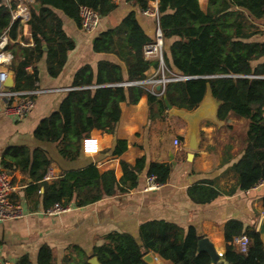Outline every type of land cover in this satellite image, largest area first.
Masks as SVG:
<instances>
[{
	"label": "trees",
	"instance_id": "obj_1",
	"mask_svg": "<svg viewBox=\"0 0 264 264\" xmlns=\"http://www.w3.org/2000/svg\"><path fill=\"white\" fill-rule=\"evenodd\" d=\"M142 11L149 9L151 0H127ZM40 6L31 12L28 32L31 44L22 49L27 38L19 36L17 22H10V12L0 5V34L7 28L15 40L8 45L13 54L10 70L13 90L36 87V64L45 54L48 75L56 77L63 68L67 52L74 41L62 28V21L53 9L61 10L79 24V6L87 5L99 16L111 12L113 0H35ZM157 23L163 37V61L175 74L186 78L166 82L160 95L146 92L148 116L162 117L166 111L164 99L173 107L192 110L202 99L207 84L219 101L217 116L229 115L246 121L242 138V153L228 171L240 190H248L264 181V41L251 40L262 34L257 21L264 18V0H207L204 10L198 0H157ZM150 38L129 11L119 23L96 34L92 41L94 52L114 54L123 64L99 60L95 69L89 64L74 73L70 88L65 91L58 107L39 119L33 129L38 141L54 143L65 160H75L81 154L82 139L89 128L114 132L122 116L121 103L135 104L144 93L145 71L157 68L158 60L146 58L143 48ZM29 66L31 72L25 71ZM127 141L116 138L112 155L120 156ZM51 159L41 147L29 150L24 145H9L0 152V166L18 169L30 178L23 188V199L32 211L40 204L47 210L58 203L81 207L116 192H126L137 185L138 174L145 168V156L132 163L120 160L122 175L117 179L113 169L100 171L93 163L83 167L63 169L45 180ZM170 164L150 160L146 175H154L163 184L168 180ZM220 194L214 181L203 180L187 188L188 197L205 204ZM15 203V202H13ZM245 233L249 244L240 252L233 238ZM141 243L125 232L110 231L100 244L93 245L88 255L77 245L64 255L63 264H90L94 256L100 264H147L142 257L155 250L171 264H211L205 251H197L201 237L193 226L182 228L163 219L144 221L139 226ZM225 248L223 260L214 264H264V251L258 233L252 225L238 219H228L223 225ZM161 248V250H158ZM37 264H56L52 250L46 244L39 247ZM14 264H30L27 254Z\"/></svg>",
	"mask_w": 264,
	"mask_h": 264
},
{
	"label": "crops",
	"instance_id": "obj_2",
	"mask_svg": "<svg viewBox=\"0 0 264 264\" xmlns=\"http://www.w3.org/2000/svg\"><path fill=\"white\" fill-rule=\"evenodd\" d=\"M113 2L116 7L108 14L100 15L98 26L92 32L82 30L61 10L53 9L62 21L63 30L73 39L74 48L67 52L63 68L56 77L46 71L45 54L40 57L36 64L38 81L35 88L45 91L34 96V105L27 114L14 119L0 112V152L9 145H24L29 150L35 147L45 149L51 159L45 176L47 181L60 170L79 168L89 163L95 164L100 171L113 169L118 179L122 175L119 161L132 163L142 155L146 159L145 168L138 174L137 185L129 191L116 192L81 207L70 204L68 210L55 215L45 214L40 204L32 211L27 208L23 188L30 178L18 169H12L10 200L20 204L25 214L0 220V262L8 260L14 264L21 255L27 254L30 264H37L38 249L46 244L51 248L56 264H63V256L72 253L70 245H77L89 255L93 245L100 244L104 234L113 230L128 233L141 243L139 226L151 219L173 222L184 229L193 226L199 236L207 237L215 249L223 253V225L228 219H238L243 225L256 228L264 215V181L248 190H240L235 176L227 169L242 153L245 119L229 115L221 124L209 119L200 120L198 149L193 151L192 158H188L189 150L183 147L186 123L168 109L162 117L148 116L146 92L152 88L149 84L143 85L145 91L135 104L121 103L122 116L114 132L89 128L87 136L98 141L96 153L81 151L77 159L68 161L58 154L54 143L34 138L33 129L37 122L58 107L80 66L89 64L95 69L99 60H109L123 68L114 54L92 50V41L98 32L117 25L124 15L134 11L143 31L153 38L154 16L145 14L127 0ZM198 2L204 10L207 0ZM156 8L157 0H151L149 10L156 12ZM257 23L263 33L254 35L251 40L264 41V18ZM20 35L27 38L26 43L21 42L22 49H25L31 42L28 26ZM154 71L153 67L147 69L143 80L155 77ZM153 88L157 90L156 85ZM116 138L127 141V148L120 156L112 155ZM174 138L180 141V145L174 144ZM150 160L169 163L170 174L168 180L157 188L144 189ZM203 180L214 181L220 194L209 203L198 204L188 197L187 188ZM158 250L162 251L161 248ZM148 252L153 254L158 264H171L162 259L161 252Z\"/></svg>",
	"mask_w": 264,
	"mask_h": 264
},
{
	"label": "built area",
	"instance_id": "obj_3",
	"mask_svg": "<svg viewBox=\"0 0 264 264\" xmlns=\"http://www.w3.org/2000/svg\"><path fill=\"white\" fill-rule=\"evenodd\" d=\"M35 0H0V5L6 6L10 12V22H17L19 36L27 29L28 22L31 17V12L34 11ZM145 14L154 16L156 19V27L154 31L153 40L147 43L143 48V53L146 58H153L158 60V67L155 68V77L147 78L146 80L136 81L137 84H149L152 88L149 90L151 93L160 95L163 92L164 86L168 81H177L186 78L170 71L163 61V37L161 30L157 23V12L144 10ZM79 26L86 32L94 31L99 22V14L87 5L79 6ZM15 40L11 39L6 28L0 34V112L6 114L14 119H19L27 114L34 105V96L45 90L33 88L30 90H13L12 87L6 89V79L10 72V65L13 61V54L7 48L10 43ZM20 44L21 41H20ZM27 43V45H30ZM30 69L29 66L25 67V71ZM159 85V89L154 90V86ZM175 145H180L177 138L173 140ZM81 150L85 154H93L98 151L97 138L85 136L82 139ZM13 172L10 168L0 166V220L8 218L22 217L25 212L20 204L13 203L10 200V194L13 189L12 176ZM262 182V181H261ZM160 184L155 181L154 175L146 177V185L144 189L157 188ZM68 206L62 207L58 203L53 204L45 214L55 215L60 212L68 210ZM233 244L240 252H245L249 244V238L245 233H242L233 238ZM0 264H11L8 260H3Z\"/></svg>",
	"mask_w": 264,
	"mask_h": 264
},
{
	"label": "water",
	"instance_id": "obj_4",
	"mask_svg": "<svg viewBox=\"0 0 264 264\" xmlns=\"http://www.w3.org/2000/svg\"><path fill=\"white\" fill-rule=\"evenodd\" d=\"M40 6L39 2H34V8L37 10ZM13 84V73L10 70L6 79V89L12 87ZM159 89V85L156 86ZM166 108L168 111L181 118L186 123V133L183 138V147L189 150L187 153L188 158H192L193 151L198 149L199 145V122L202 119H209L217 124H221L222 120L217 116V108L219 101L214 99L210 87L207 84L205 94L202 99L198 102L195 108L192 110H186L184 108H176L171 106L164 99ZM255 231L258 233L262 243L264 251V215L259 219ZM197 251H205L210 256L211 264L221 262L223 260V253L218 252L212 242L207 237H201L197 241ZM143 261L147 264H158L152 253H145L142 257ZM90 264H100L96 257L91 256L87 260Z\"/></svg>",
	"mask_w": 264,
	"mask_h": 264
}]
</instances>
